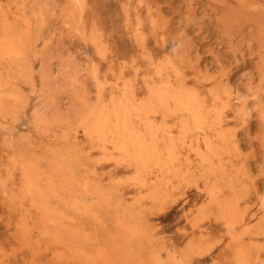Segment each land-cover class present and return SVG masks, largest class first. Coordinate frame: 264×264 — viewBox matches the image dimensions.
Returning a JSON list of instances; mask_svg holds the SVG:
<instances>
[{"label":"bare ground","instance_id":"6f19581e","mask_svg":"<svg viewBox=\"0 0 264 264\" xmlns=\"http://www.w3.org/2000/svg\"><path fill=\"white\" fill-rule=\"evenodd\" d=\"M31 1L0 0V124L19 119L25 101L18 86L25 81L37 97L33 126L43 133L40 145L0 167V198L13 218L8 234L18 239L23 264H204L213 248L208 264H264V192L255 187L234 128L237 121L247 126L248 102L230 86L188 72L186 50L156 51V44L165 46L159 36L167 21L147 0L121 4V26L133 49L128 58L94 1L61 0L55 17L93 57L85 73L62 65L66 74L56 81L63 85L72 69L65 84L83 88L89 78L95 94H76L68 116L56 115L55 77L44 55L35 89L37 30L47 13L29 14ZM235 1V9L224 5L219 21L229 37L260 47L264 79V6ZM261 100L255 111L264 148ZM58 135L57 147H47ZM94 156L98 164L84 162ZM190 185L200 190L186 216L193 233L185 249H169L142 211L166 210ZM11 254L0 240V264Z\"/></svg>","mask_w":264,"mask_h":264},{"label":"rangeland","instance_id":"374dc122","mask_svg":"<svg viewBox=\"0 0 264 264\" xmlns=\"http://www.w3.org/2000/svg\"><path fill=\"white\" fill-rule=\"evenodd\" d=\"M21 1L27 2L28 0ZM91 1H94L96 14L103 18L106 28L115 31L118 52L123 53L128 58L130 53L133 52V49L128 33L121 26L120 10L124 0ZM147 1L158 14L159 19L167 21V26L160 31L161 35L159 36L160 43L163 41L165 46L159 43L156 44L158 46L156 51L159 53H180L182 50H186L188 53L187 59L190 63H186L184 68L188 72L190 70L195 71L202 78H209L208 80L213 81V83L220 81L221 84L219 85L230 86L233 92L237 93L235 95L239 96H237L238 100L245 99L248 102L250 107L249 114L251 116L249 117L247 126L245 125L246 128L239 121L235 122L234 128L238 133L240 148L249 160L251 172L254 173L252 175L254 177L255 187L258 192H264V148H262L257 138L259 123L256 120V105L259 104L260 99H262L261 102H264V79L259 77L260 63L258 52L260 47L254 44L251 48H248L244 43H240L237 37H229L224 33L221 22L219 21L222 18L223 12L227 10L224 5L226 4L231 9H235L237 2L235 0ZM253 2L264 6V0H253ZM60 3L61 0H32L30 8H28V12L31 15L38 9L47 13V16L45 15V22L37 30L40 33V39L35 46L37 57L33 59L32 74L35 89H38V71L44 61L40 60V56L44 55L45 61L49 63V67L55 77V80L52 82L53 85H51L53 87L51 89V98L54 99L55 103L53 111L56 112V115L68 116L69 109L72 107L76 94L88 93L94 99L95 86L89 78L84 77L86 79L83 88H76L74 86L72 87V85L65 84L66 80L69 81V75H71L73 68L80 69L85 73L93 54L89 45L83 43L78 37H71V33L67 32L61 18L58 15L55 17ZM31 4L34 6H31ZM49 10L53 11L54 15L51 13L48 14ZM119 17L120 20L118 19ZM152 40L150 36V44ZM66 64L70 65L72 69L70 73H67L68 76L65 80H60L63 84L60 85L56 81V78L61 79L66 74V68L62 66ZM20 84L18 90L22 96V101H25V105L21 113H19V119L17 121L4 120L3 124H0L1 168L6 167L7 161L12 155L27 154L35 145L41 144L38 140L41 139L43 133H40L32 123V112L35 108L37 97L27 82L22 81ZM49 92L50 90L47 91V93ZM33 100L35 101L33 102ZM31 103H34V105ZM60 140V136L58 135L54 142L47 143V147L50 149L56 148ZM84 162L87 165H95L100 161H98V157L94 156L92 158H84ZM107 170V167L103 169L105 172ZM118 175L123 177L121 179H125V173L119 172ZM7 190L8 193H11V189L7 188ZM199 196L200 190L190 185L185 189V193L179 198L180 200L176 201L166 210L146 209L142 211V217L148 219V222L156 227L157 236L160 237L162 244L168 246L169 249H185L187 239L193 233V227L190 223H187L186 216L189 215L193 205L200 201ZM184 204L186 205L185 208ZM6 211L4 203L0 198V240L6 250L9 252L14 251V254H11L9 257L8 264H23L19 254L20 243L18 239L9 237L8 234L9 230L7 225L10 224V220L13 218ZM214 227L212 226V231L215 232L214 236L218 237L221 232ZM213 249L210 254H207L206 257L208 258L203 262L204 264L209 263V256L215 251V248Z\"/></svg>","mask_w":264,"mask_h":264}]
</instances>
